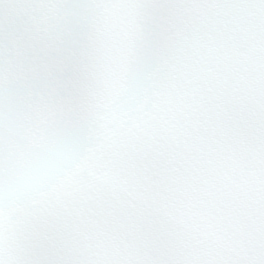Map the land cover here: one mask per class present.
Instances as JSON below:
<instances>
[{
	"label": "snow or ice",
	"instance_id": "6c2138e0",
	"mask_svg": "<svg viewBox=\"0 0 264 264\" xmlns=\"http://www.w3.org/2000/svg\"><path fill=\"white\" fill-rule=\"evenodd\" d=\"M0 264H264V0H0Z\"/></svg>",
	"mask_w": 264,
	"mask_h": 264
}]
</instances>
